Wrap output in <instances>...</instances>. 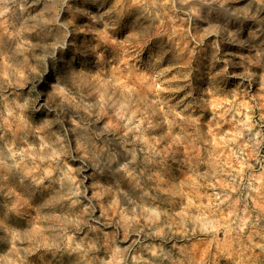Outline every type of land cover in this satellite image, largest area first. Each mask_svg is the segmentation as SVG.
I'll return each instance as SVG.
<instances>
[{"label": "clouds", "instance_id": "9594fccd", "mask_svg": "<svg viewBox=\"0 0 264 264\" xmlns=\"http://www.w3.org/2000/svg\"><path fill=\"white\" fill-rule=\"evenodd\" d=\"M0 264H264V0H0Z\"/></svg>", "mask_w": 264, "mask_h": 264}]
</instances>
